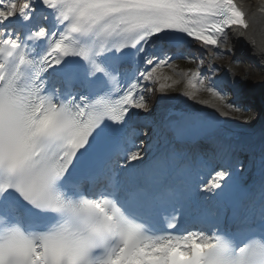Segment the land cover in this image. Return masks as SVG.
<instances>
[{
    "label": "snow or ice",
    "instance_id": "snow-or-ice-1",
    "mask_svg": "<svg viewBox=\"0 0 264 264\" xmlns=\"http://www.w3.org/2000/svg\"><path fill=\"white\" fill-rule=\"evenodd\" d=\"M234 26L236 0H0V264H264V139L249 162L197 148L200 112L139 124L185 49L211 75L182 95L242 110L211 67Z\"/></svg>",
    "mask_w": 264,
    "mask_h": 264
},
{
    "label": "rangeland",
    "instance_id": "rangeland-1",
    "mask_svg": "<svg viewBox=\"0 0 264 264\" xmlns=\"http://www.w3.org/2000/svg\"><path fill=\"white\" fill-rule=\"evenodd\" d=\"M191 55L199 57L200 54L191 52ZM244 55V54H243ZM238 55L236 56V53L231 48V51L229 54H225L223 61L225 67H215V69H218L219 71L216 72L220 73V77L223 79H216V85L219 84H227L228 89L224 90L227 93V99L229 101L235 99L237 89L243 90L242 94L243 96H248L249 91L252 93H255V103L256 105L260 104L262 105L264 103L263 100V93H264V68L260 65L254 64L250 62V60L244 55ZM215 62L218 61L217 58H214ZM190 59H178L175 61L174 69L166 68L164 69V72L166 75L172 76L173 80H181L179 84H175L173 87L168 88L164 92H168L170 97L173 99H182L184 100L185 96L182 95V93L185 91V81L181 79L180 73H188L189 70L195 71L197 67L190 66L189 63ZM239 64H241L239 66ZM209 64L203 65L201 67V71L204 73V75H211L210 72H208ZM213 68V67H212ZM215 74V76H216ZM217 77V76H216ZM167 83L172 84V80L167 81ZM156 89L154 96L156 100L161 99V96L157 94L156 92L160 91L159 84L154 86ZM220 90V89H218ZM234 90V91H233ZM189 99V98H187ZM196 99L204 101L206 103L218 105L222 107L234 120L239 119H245L248 116H251L250 124L252 123V120L255 121L259 120L257 122V125L259 127L252 131V137L256 138L257 136L264 135V121L259 119V115H257V110L255 111H248L245 113L246 110L241 111H235L234 109L228 108L224 106V103L218 100L217 98L213 97L210 93L201 91L197 96ZM234 110V112H233ZM253 116V117H252Z\"/></svg>",
    "mask_w": 264,
    "mask_h": 264
},
{
    "label": "bare ground",
    "instance_id": "bare-ground-1",
    "mask_svg": "<svg viewBox=\"0 0 264 264\" xmlns=\"http://www.w3.org/2000/svg\"><path fill=\"white\" fill-rule=\"evenodd\" d=\"M262 0H248L245 4H242L243 10L246 14V18L249 22V27L247 29L233 30L227 38V41L221 45L220 51L223 55L218 56L220 59L217 62L219 66H224V61L221 59L224 54H227L229 45H233L234 50L237 53L244 54L250 62L260 65L264 68V16L261 15L259 7H262ZM209 56V55H204ZM218 60V58H217ZM195 66L199 65V61H191ZM212 63L215 64L214 59ZM241 64H239L240 66ZM217 77H220V73L216 74ZM146 99L149 103V108H159L160 105L170 104L171 102H162L154 99L153 91H149L146 94ZM191 104L194 108H204L205 103H196L194 100H191ZM154 117V116H152ZM146 118H150L146 115ZM156 118V117H154ZM241 153V149L238 151V154Z\"/></svg>",
    "mask_w": 264,
    "mask_h": 264
}]
</instances>
